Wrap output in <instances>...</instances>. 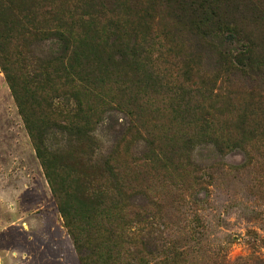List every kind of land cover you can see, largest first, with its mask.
Listing matches in <instances>:
<instances>
[{
	"label": "trees",
	"instance_id": "1",
	"mask_svg": "<svg viewBox=\"0 0 264 264\" xmlns=\"http://www.w3.org/2000/svg\"><path fill=\"white\" fill-rule=\"evenodd\" d=\"M254 2L0 0V63L79 264H184V251L154 232L152 180L202 185L195 143L239 146L263 139L264 126L254 102L237 113L227 100L231 113H209L208 90L175 91L166 78L172 53L160 40L229 29ZM48 40L52 50L36 55ZM218 56L227 72L249 62L242 53ZM16 62L21 77L10 72ZM172 90L180 97L156 115L151 92ZM110 111L125 122L103 153L95 131Z\"/></svg>",
	"mask_w": 264,
	"mask_h": 264
},
{
	"label": "rangeland",
	"instance_id": "2",
	"mask_svg": "<svg viewBox=\"0 0 264 264\" xmlns=\"http://www.w3.org/2000/svg\"><path fill=\"white\" fill-rule=\"evenodd\" d=\"M254 5L255 11L235 15L229 29L182 31L160 43L162 51L172 53L166 78L175 91L179 85L208 90L215 95L204 104L209 113H215V106L231 113L227 100L237 113L254 102L264 126V0H255ZM53 47L48 40L33 51L43 56ZM223 53H242L249 62L227 72L220 66L218 55ZM19 66L16 62L9 69L21 77ZM160 66L164 68L161 62ZM173 93L151 92L157 99L156 115L167 110L163 103L181 95ZM124 122L122 113L110 111L97 127L103 153ZM142 145H135L134 152L139 153ZM191 158L200 169L198 177L205 180L202 185L185 190L167 180H152L155 234L184 251V264H264V138L221 150L210 142L195 143ZM0 264H79L1 63Z\"/></svg>",
	"mask_w": 264,
	"mask_h": 264
}]
</instances>
